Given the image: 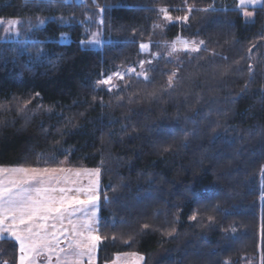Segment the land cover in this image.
<instances>
[{"label":"trees","instance_id":"trees-1","mask_svg":"<svg viewBox=\"0 0 264 264\" xmlns=\"http://www.w3.org/2000/svg\"><path fill=\"white\" fill-rule=\"evenodd\" d=\"M160 8L189 19L168 23ZM248 10L246 22L236 0H0V18L46 21L18 26L20 39L43 41L27 45L32 55L0 28V166L100 168L98 264L127 252L144 264H264V6ZM97 31L101 45L80 43ZM178 36L208 51L167 56ZM149 58L150 83L129 72L118 81L126 91L95 88ZM17 258L18 246L0 241V259Z\"/></svg>","mask_w":264,"mask_h":264},{"label":"snow or ice","instance_id":"snow-or-ice-1","mask_svg":"<svg viewBox=\"0 0 264 264\" xmlns=\"http://www.w3.org/2000/svg\"><path fill=\"white\" fill-rule=\"evenodd\" d=\"M83 2L84 0H81V3ZM257 5L264 6V0H236V10L240 12L246 22H249V18L254 17V12L249 11V7ZM105 10V8H99V14H102ZM185 10L190 14L194 9L188 6ZM209 10L207 8L200 9L204 12ZM211 10H215L214 6H211ZM159 13L168 23H186L189 19L187 14L173 17L167 8H160ZM45 23L46 21L43 18H38L35 23L31 20H5L0 18V28H2L5 38L15 40L22 45L19 50L21 55L26 53L32 55L27 45L29 43L39 45L43 41L20 39L21 32L18 26L27 24L29 30H31L37 29ZM103 24L104 20L101 18L98 21V26ZM101 35V31L93 32L89 39L81 40L80 43L99 46L102 44ZM260 38L264 40V33L260 34ZM177 45L181 47L178 48ZM202 46H204L205 51H208L204 40L178 36L171 43L167 56L171 57L178 51H184L189 55L198 54L201 52ZM149 47L148 43L139 45L141 52H148ZM254 47H256V44L252 43L248 48V52L250 53ZM43 55V49L37 47L35 58L40 59ZM213 55H216V53L213 52ZM154 56L158 57L159 53L154 54ZM146 64L152 65V60H141L138 65L139 72L133 67L125 72L117 70L111 74L102 75V78L95 82V88H104L109 93H112L113 90L126 91L130 86L127 82L120 85L115 81H124L129 72L150 83L149 72L156 71V69L146 68ZM248 71L252 73V65H248ZM178 72L179 70L175 69L167 74L166 83L169 88L174 87ZM226 74V71L221 73L222 76ZM247 87L246 84L244 89L241 90V95L244 94ZM151 95L154 96L155 94ZM39 96L40 93L35 94V97ZM35 97L24 101L20 111L27 110L28 105L32 103V99ZM95 99L94 97L93 100L95 101ZM99 103L103 105V98H100ZM128 103L136 104L139 101L129 97ZM2 107L4 105H0V108ZM47 110L52 111L51 108ZM80 115H83V113ZM126 119L130 120L131 117H126ZM114 123H119V121H114ZM71 125H73V120L67 118L66 126ZM128 128V124H121V132L127 133ZM132 130L133 132L137 131L134 126ZM213 135L219 138L222 134L214 129ZM170 150V147L165 149V151ZM42 156L43 154H41ZM100 171V168L72 170L62 167L0 166V241L12 242L14 246H18L17 264H53V257L55 258V264H85V259H87L88 264H95L98 245L103 239H106V237L99 234V217L97 216L98 201L100 199ZM261 175L264 176V166L261 168ZM72 176H75L76 179L71 180L70 177ZM82 177H87L86 184L83 183ZM69 183L73 187H67L66 185ZM190 219L195 221L197 215L193 214ZM65 222H67V227ZM123 223H127V221H123ZM149 228L150 225L146 223L141 226L142 231ZM232 231H235V229L233 228ZM175 232V227H171L165 234L173 236ZM112 239L115 240V237H112ZM128 242L125 241V243ZM41 258H43L42 261ZM144 261L145 256L138 252H131L118 254L113 264H144ZM0 264H10V262L0 259ZM224 264H230V261H225Z\"/></svg>","mask_w":264,"mask_h":264},{"label":"rangeland","instance_id":"rangeland-1","mask_svg":"<svg viewBox=\"0 0 264 264\" xmlns=\"http://www.w3.org/2000/svg\"><path fill=\"white\" fill-rule=\"evenodd\" d=\"M250 11V10H249ZM13 19H17V18H13ZM179 37H181V38H185V37H182V36H179ZM187 39H190L189 37L187 38ZM192 39V38H191ZM197 39H199V38H197ZM196 39V40H197ZM199 40H201V39H199ZM174 41H175V39H174ZM174 41H172V42H174ZM142 43H148L149 45H150V47H149V51L151 50V44H150V42H148V41H143ZM94 46H97V45H94ZM177 47L179 48V47H181L180 45H177ZM163 50H164V48H163ZM163 50L161 51V53H163ZM166 50H170V47H166ZM148 51V52H149ZM156 52V51H155ZM155 52H153V53H155ZM150 60H152V58H149ZM119 71H121V72H125V67H122ZM127 71V70H126ZM116 83H118V81H115ZM5 167H8V166H5ZM24 167H31V166H24ZM58 167H62V168H65V169H72V170H76V169H89V168H74V167H66V166H58ZM38 168H42V167H38ZM48 168H53V167H48ZM76 179V177L75 176H72L71 177V180H75ZM82 180H83V183H85L86 184V182H85V180H87V177H82L81 178ZM99 185H100V183H99ZM63 186V185H62ZM67 187L68 186H70L69 184L68 185H66ZM99 191H100V186H99ZM127 253H131V252H127ZM124 254V253H123ZM141 255H143V254H141ZM144 256V255H143ZM114 260H116V258L114 259ZM113 260V261H114ZM113 261L111 262V263H109V264H113ZM144 263H145V261H144Z\"/></svg>","mask_w":264,"mask_h":264},{"label":"crops","instance_id":"crops-1","mask_svg":"<svg viewBox=\"0 0 264 264\" xmlns=\"http://www.w3.org/2000/svg\"><path fill=\"white\" fill-rule=\"evenodd\" d=\"M9 167H16V166H9ZM44 168V167H42ZM71 179V177H70ZM85 182L87 183V180H85ZM70 186L68 187H73L72 184L69 183ZM62 186V185H61ZM65 186V185H63ZM98 204H99V201H98ZM97 216L99 217V208H98V211H97ZM65 226L67 227V222H65ZM99 227V226H98ZM63 239V238H62ZM63 246V245H62ZM98 248H99V245H98ZM98 248H97V252H96V260H95V264H98ZM43 260V258H41V261ZM53 264H55V258L53 257ZM85 264H88L87 262V259H85Z\"/></svg>","mask_w":264,"mask_h":264}]
</instances>
